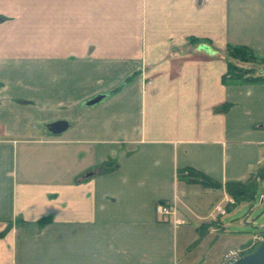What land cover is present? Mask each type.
I'll return each instance as SVG.
<instances>
[{
	"label": "crops",
	"instance_id": "0c3cea01",
	"mask_svg": "<svg viewBox=\"0 0 264 264\" xmlns=\"http://www.w3.org/2000/svg\"><path fill=\"white\" fill-rule=\"evenodd\" d=\"M228 46L264 56V0H0V264H218L249 243L221 234L223 188L177 178L264 165V83L222 82Z\"/></svg>",
	"mask_w": 264,
	"mask_h": 264
},
{
	"label": "trees",
	"instance_id": "16d2710c",
	"mask_svg": "<svg viewBox=\"0 0 264 264\" xmlns=\"http://www.w3.org/2000/svg\"><path fill=\"white\" fill-rule=\"evenodd\" d=\"M258 54L245 46H228L226 49L227 71L222 77L225 83H264V59H255ZM238 62H253L261 65L259 69L255 66L243 67ZM258 70V72H256ZM256 72V73H255ZM229 105L224 104L221 109ZM110 164V163H109ZM109 164H102L97 172H105L111 167ZM264 176V165L256 173L250 175L246 180H227L224 185L206 176L204 173L193 168H182L177 171V178L188 183H198L206 188H223L226 193L234 198V204L239 201H250L255 197L257 178ZM47 219H41L39 225L47 223ZM255 249V248H254ZM253 249V250H254ZM251 250V251H253ZM250 251V252H251Z\"/></svg>",
	"mask_w": 264,
	"mask_h": 264
},
{
	"label": "rangeland",
	"instance_id": "374dc122",
	"mask_svg": "<svg viewBox=\"0 0 264 264\" xmlns=\"http://www.w3.org/2000/svg\"><path fill=\"white\" fill-rule=\"evenodd\" d=\"M255 59L261 61L262 59H264V56L257 55ZM236 63H238L239 65L243 67L255 66L257 67V69H259L261 66L259 64H253V62L236 61ZM256 72H258V70H256ZM191 190H192L191 197L193 198L192 202H198L199 191L208 192L206 189H203L200 185H193ZM261 194H264V176L259 177L257 179L255 197L250 201L237 202L234 206H232V208L223 217V219H226L225 221L228 222L229 225H227V227L225 228V232H221L222 235H225V234L228 235L229 233L234 232L235 234L241 235L240 236L241 239L249 241L253 234L264 230V227H263L264 225V204H260ZM208 195L211 196V194H208ZM228 196H231V195L228 194ZM214 198L215 197L209 198V204ZM226 198L227 196L225 195V193L224 194L222 193L221 196H219L216 199L217 200L216 205L220 204L222 206H225L227 204H230L227 202ZM214 214L221 215V214H218L217 210L214 211ZM218 238L219 240L216 239L215 244H211L210 248L207 251H210L211 253L213 252L215 253L221 247V245L224 242L223 240H225V237L220 236Z\"/></svg>",
	"mask_w": 264,
	"mask_h": 264
},
{
	"label": "built area",
	"instance_id": "2783aa9c",
	"mask_svg": "<svg viewBox=\"0 0 264 264\" xmlns=\"http://www.w3.org/2000/svg\"><path fill=\"white\" fill-rule=\"evenodd\" d=\"M227 196V195H226ZM227 202L230 204L234 203V199L231 196H227ZM260 204H264V194H261ZM225 206L220 204L216 205L215 210L218 214H224L226 212ZM156 214L161 220H171L174 224H182L185 221L177 217V210L174 205H170L166 202H157L155 206ZM264 227V225H263ZM264 240V230L252 235L249 243L241 247L231 248L225 251L218 264H233L243 255L250 253L251 250L256 248Z\"/></svg>",
	"mask_w": 264,
	"mask_h": 264
},
{
	"label": "water",
	"instance_id": "95a60500",
	"mask_svg": "<svg viewBox=\"0 0 264 264\" xmlns=\"http://www.w3.org/2000/svg\"><path fill=\"white\" fill-rule=\"evenodd\" d=\"M104 95H98L87 102L88 105L100 101ZM67 128L64 120H58L47 124V129L54 134L60 133ZM233 264H264V240L250 253L240 257Z\"/></svg>",
	"mask_w": 264,
	"mask_h": 264
}]
</instances>
